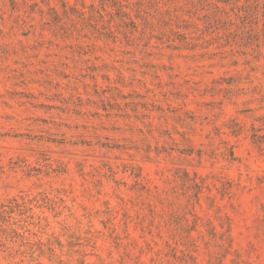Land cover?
Here are the masks:
<instances>
[{"label": "rangeland", "instance_id": "rangeland-1", "mask_svg": "<svg viewBox=\"0 0 264 264\" xmlns=\"http://www.w3.org/2000/svg\"><path fill=\"white\" fill-rule=\"evenodd\" d=\"M0 264H264V0H0Z\"/></svg>", "mask_w": 264, "mask_h": 264}]
</instances>
